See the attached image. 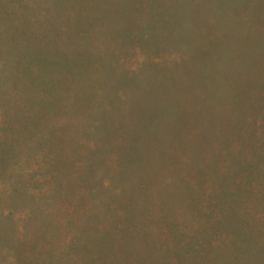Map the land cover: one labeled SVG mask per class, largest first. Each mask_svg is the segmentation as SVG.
Masks as SVG:
<instances>
[{"label": "rangeland", "instance_id": "374dc122", "mask_svg": "<svg viewBox=\"0 0 264 264\" xmlns=\"http://www.w3.org/2000/svg\"><path fill=\"white\" fill-rule=\"evenodd\" d=\"M0 264H264V0H0Z\"/></svg>", "mask_w": 264, "mask_h": 264}]
</instances>
